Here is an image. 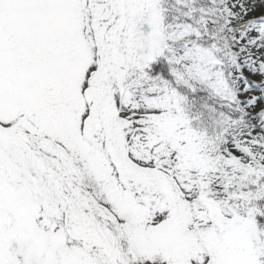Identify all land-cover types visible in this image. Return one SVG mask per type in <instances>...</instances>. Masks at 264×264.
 I'll return each mask as SVG.
<instances>
[{"label":"snow or ice","instance_id":"snow-or-ice-1","mask_svg":"<svg viewBox=\"0 0 264 264\" xmlns=\"http://www.w3.org/2000/svg\"><path fill=\"white\" fill-rule=\"evenodd\" d=\"M264 0H0V264H264Z\"/></svg>","mask_w":264,"mask_h":264},{"label":"rangeland","instance_id":"rangeland-1","mask_svg":"<svg viewBox=\"0 0 264 264\" xmlns=\"http://www.w3.org/2000/svg\"><path fill=\"white\" fill-rule=\"evenodd\" d=\"M260 14H264V5H260L259 3L257 4V8L256 11L253 13V15H260Z\"/></svg>","mask_w":264,"mask_h":264}]
</instances>
